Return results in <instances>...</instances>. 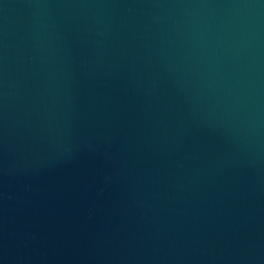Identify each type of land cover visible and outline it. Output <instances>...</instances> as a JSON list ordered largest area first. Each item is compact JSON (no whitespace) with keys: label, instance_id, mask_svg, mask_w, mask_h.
Masks as SVG:
<instances>
[{"label":"water","instance_id":"obj_1","mask_svg":"<svg viewBox=\"0 0 264 264\" xmlns=\"http://www.w3.org/2000/svg\"><path fill=\"white\" fill-rule=\"evenodd\" d=\"M0 264H264V0H0Z\"/></svg>","mask_w":264,"mask_h":264}]
</instances>
